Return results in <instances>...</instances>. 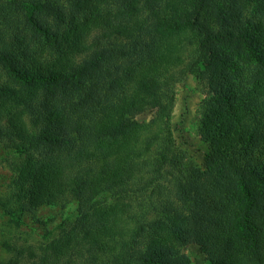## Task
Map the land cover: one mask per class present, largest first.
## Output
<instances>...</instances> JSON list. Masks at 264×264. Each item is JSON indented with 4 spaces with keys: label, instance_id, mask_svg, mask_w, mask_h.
I'll list each match as a JSON object with an SVG mask.
<instances>
[{
    "label": "trees",
    "instance_id": "16d2710c",
    "mask_svg": "<svg viewBox=\"0 0 264 264\" xmlns=\"http://www.w3.org/2000/svg\"><path fill=\"white\" fill-rule=\"evenodd\" d=\"M195 70L204 166L170 121ZM0 146L10 228L77 203L0 264H264V0H0Z\"/></svg>",
    "mask_w": 264,
    "mask_h": 264
},
{
    "label": "rangeland",
    "instance_id": "374dc122",
    "mask_svg": "<svg viewBox=\"0 0 264 264\" xmlns=\"http://www.w3.org/2000/svg\"><path fill=\"white\" fill-rule=\"evenodd\" d=\"M200 72H192L184 83H179L176 87V97L171 115V127L175 145L185 150L189 157L204 166V151L206 144L202 142L198 133V115L203 99L205 98L204 88L200 83ZM158 111L148 108L140 113H132L129 120L135 125L153 127L156 123ZM5 153L0 146V194L6 189L9 181L10 169L5 161H2ZM43 222L34 221L29 218L19 228H10L7 225L8 217L3 215L0 209V240L5 233L14 236V240L21 246L36 245L44 241H49L59 234V224L66 217L70 219L77 215V203L70 201L65 207L48 206L39 209ZM12 229V230H11ZM51 231L52 233H50ZM49 232V233H48ZM185 252L191 257L193 264H203L204 255L195 244L185 247ZM153 254L152 249H148V255ZM7 252L0 245V262L7 256Z\"/></svg>",
    "mask_w": 264,
    "mask_h": 264
}]
</instances>
